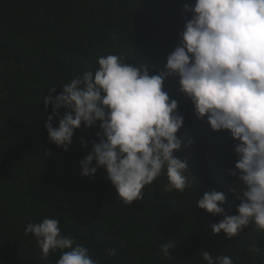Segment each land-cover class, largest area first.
Returning <instances> with one entry per match:
<instances>
[{"label":"trees","instance_id":"obj_1","mask_svg":"<svg viewBox=\"0 0 264 264\" xmlns=\"http://www.w3.org/2000/svg\"><path fill=\"white\" fill-rule=\"evenodd\" d=\"M195 0H0V264H56L61 251L43 257L29 223L60 221L61 233L88 248L99 264H207L202 253L229 256L233 264H264V231L250 224L228 239L211 225L224 217L197 206L205 192H222L221 207L238 214V195L230 131H213L207 117L180 90L179 77L168 76L163 90L178 102L184 118L178 138L190 153L188 187L167 188L166 168L142 190L143 199L124 204L103 167L81 175L80 161L99 143V121L74 131L67 151L50 139L45 127L53 113L44 97L54 99L63 84L84 71H95L108 54L164 70L181 43ZM55 92H51L52 88ZM66 109L51 124L58 128ZM191 141V143H189ZM83 142V143H82ZM95 166V161L90 165ZM174 246L169 255L161 248ZM260 249L251 252L250 247ZM115 255H110L111 250Z\"/></svg>","mask_w":264,"mask_h":264},{"label":"clouds","instance_id":"obj_2","mask_svg":"<svg viewBox=\"0 0 264 264\" xmlns=\"http://www.w3.org/2000/svg\"><path fill=\"white\" fill-rule=\"evenodd\" d=\"M184 7L191 19L163 71L149 75L146 67L108 54L98 58L95 71L63 84L54 99L44 97L45 107L53 106L45 125L49 139L67 151L82 123L94 127L99 121V143L80 161L82 176L92 177L103 167L122 202L131 204L143 199L144 187L166 168L170 187L182 192L189 186L188 165L174 152L181 150L177 133L184 118L177 114L178 102L163 90L165 79L177 75L196 117L206 116L213 131L228 130L239 141L234 149L239 159L230 170L243 186L238 214L225 213L222 192H205L197 199L200 209L224 217L211 225L212 233L230 239L250 224L264 231V0H195ZM60 108L66 111L54 128L51 121ZM59 225L58 219L46 217L29 223L25 234L34 235L45 258L60 250L56 264H99L87 247L62 235ZM172 248L165 243L161 250L167 256ZM250 251L260 249L252 246ZM202 256L207 264H233L229 256L214 260L207 251Z\"/></svg>","mask_w":264,"mask_h":264},{"label":"rangeland","instance_id":"obj_3","mask_svg":"<svg viewBox=\"0 0 264 264\" xmlns=\"http://www.w3.org/2000/svg\"><path fill=\"white\" fill-rule=\"evenodd\" d=\"M182 141V145H181V150L174 152V156L181 159V160H186L187 163L189 161V157H190V153L186 147V140L184 137H180L179 138ZM239 143L238 140H234L233 142V152L235 154L236 159H239V156L236 154V152L234 151L235 147L237 146V144ZM188 171V168H187ZM242 185L239 183V181L237 180V178L232 182L231 184V189L235 190V194H237L238 196L241 195V190H242ZM167 188H170L169 183L167 184Z\"/></svg>","mask_w":264,"mask_h":264}]
</instances>
